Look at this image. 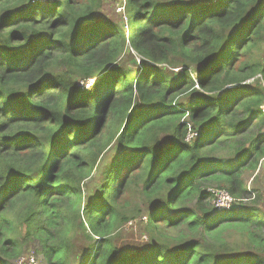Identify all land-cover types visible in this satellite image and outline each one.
<instances>
[{
    "label": "trees",
    "instance_id": "1",
    "mask_svg": "<svg viewBox=\"0 0 264 264\" xmlns=\"http://www.w3.org/2000/svg\"><path fill=\"white\" fill-rule=\"evenodd\" d=\"M263 163L264 0H0V264H264Z\"/></svg>",
    "mask_w": 264,
    "mask_h": 264
},
{
    "label": "rangeland",
    "instance_id": "2",
    "mask_svg": "<svg viewBox=\"0 0 264 264\" xmlns=\"http://www.w3.org/2000/svg\"><path fill=\"white\" fill-rule=\"evenodd\" d=\"M41 1L48 2L51 0H41ZM121 2H122V4H124L125 0H121ZM120 9H121V7H120ZM123 20L124 21L126 20L125 17H123ZM94 81H95L94 79H89L86 81L80 80L79 84L81 86H79V87H81V89H84V90L90 89V87L92 86ZM190 137L191 136L189 135V138ZM99 158L101 160L98 163V165H101V162L103 160L105 161L106 157L100 156ZM109 159L110 158H107L106 162ZM255 174H252V176H246V185H247L248 189H251L254 191L253 192L254 195L260 194V200L261 201L259 200V202L254 204V207L261 209V210H264V163L262 164V168H261L259 175L254 178ZM253 178H254V180H253ZM212 188L223 189V188H218L216 186H214ZM245 203H246V205L251 204L249 201H245ZM231 207H232V205L229 208L221 209V210H230ZM256 211H258V210H256ZM145 216H146V213H141V214L137 215L135 218H130L121 227L119 226L118 229L114 233H112V235H114V239H115L114 243L118 247L122 248L124 250V252L127 253L128 255L141 256L143 254V252H145L146 246L152 242L151 239H148V235L144 230V228H145V222L144 221L146 220ZM85 244L86 243H84L83 245H85ZM39 247L40 246L37 243V241L31 239L27 243V245L24 246V248L21 252V255H25V254L35 255L37 257V259L39 260V264H44L45 261H44L42 255L40 254ZM19 257L12 261L13 264H16V261L19 259Z\"/></svg>",
    "mask_w": 264,
    "mask_h": 264
},
{
    "label": "built area",
    "instance_id": "3",
    "mask_svg": "<svg viewBox=\"0 0 264 264\" xmlns=\"http://www.w3.org/2000/svg\"><path fill=\"white\" fill-rule=\"evenodd\" d=\"M136 60L139 61V58L137 57ZM192 135L194 134H190V136ZM210 192L212 194V202L218 210L229 208L234 202V198L224 189L211 188ZM16 264H39V260L35 255L25 254L19 257Z\"/></svg>",
    "mask_w": 264,
    "mask_h": 264
}]
</instances>
